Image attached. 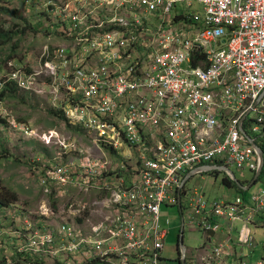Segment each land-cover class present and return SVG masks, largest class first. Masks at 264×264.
I'll return each mask as SVG.
<instances>
[{"label":"built area","instance_id":"obj_1","mask_svg":"<svg viewBox=\"0 0 264 264\" xmlns=\"http://www.w3.org/2000/svg\"><path fill=\"white\" fill-rule=\"evenodd\" d=\"M181 1L191 0L45 4L59 43L45 46L39 68H18L0 78V93L9 84L47 93L63 109L68 125L87 132L99 151L113 148L128 163L118 166V177L103 183L98 178L108 172L106 158L45 169L40 181L47 193L50 186L98 185L114 211L89 229L64 222L55 228L44 223L18 229L13 232L18 253L82 255L109 264H172L162 256L168 219L161 212L179 201L183 209L186 197L183 228L202 231L206 242H214L218 231L226 238L210 249L204 242L200 255H193L198 248L179 253L175 263H250L232 245L253 248L251 227L264 226V189L251 192L249 204L239 195L208 202L203 192L183 182L192 171L191 177L214 171L205 172L203 166L220 167L234 183L233 168L253 176L260 169L255 145L264 158V0H198L205 14L192 37H181L179 30L167 33L171 22L165 16ZM145 21L155 23L147 26L154 28L151 36L143 33ZM173 37L178 43L172 49ZM196 52L206 53V69L192 66ZM48 132L47 142L68 147L65 136ZM263 169L264 163L261 173ZM71 210L81 212L73 205ZM251 264H264V255Z\"/></svg>","mask_w":264,"mask_h":264},{"label":"rangeland","instance_id":"obj_2","mask_svg":"<svg viewBox=\"0 0 264 264\" xmlns=\"http://www.w3.org/2000/svg\"><path fill=\"white\" fill-rule=\"evenodd\" d=\"M48 1L50 0H0V29L12 30L16 33L12 41L0 44V78L6 77L18 68H39L40 55L45 46L50 43H59V37L55 33L56 22L46 10L48 8L45 9ZM200 7L201 5L195 1L190 8L178 2L173 7L172 15L176 13L175 11L191 13L199 10ZM168 19L164 20L169 21ZM199 23L202 24L200 19ZM145 24L148 25L151 22L145 21L143 25ZM169 25L167 33L172 31L175 33L179 30L178 35L181 37L185 35L192 37L195 33L192 26L184 21L169 23ZM193 26L198 30L197 24ZM142 30L143 33L152 35L151 29L142 27ZM176 41L174 37L169 40L170 48H177L175 44L178 42ZM47 96V93L25 92L18 89L15 98L0 100L2 103L0 109V193H15L18 198L8 207H0V232H2L0 262L5 259L6 264H109L105 261L92 262L82 255L77 258L67 256L58 259H42L27 255L28 260L19 261L20 257L26 255L20 256L13 244V232L16 230L25 227L33 230L43 226L44 223L55 228L63 222L89 229L92 224L101 222L114 211L111 204L105 201L109 198L108 195L98 185L94 186V189L92 187L79 188L80 185L77 183L69 184L68 188L61 187L62 189L50 186L47 193L40 181L45 169L55 164L66 165L71 161L106 158L110 161V167L106 176L98 179V182L103 183L105 179L118 177L122 170L118 169V166L121 163H128L127 159L109 151H99L87 132L76 128L75 125L67 124L64 113H60L63 109L58 106L57 102L55 105L51 103ZM54 112L58 113L54 114ZM26 128H29L30 134H26ZM48 131L65 136L68 147L63 149L53 143L46 144L42 137L50 134ZM105 153L106 157L102 155ZM130 165H135V159L129 160ZM231 172L234 173L233 177L236 179L250 180V183L256 175L253 176V172L249 170L239 171L234 168ZM226 176L224 171L218 174H197L187 181L186 187L188 189L197 188L205 193L208 202L223 197L228 198L234 196L235 191L224 183ZM258 188L264 189V173L259 182L257 179L256 183L245 191V198H248L251 192ZM182 202L184 203L181 210L178 205H173L163 206L161 212V218L168 219L166 225L168 234L162 256L172 261V264H177L175 262L178 260V255L182 254L178 237L181 218L184 219L188 214L187 198L184 197ZM71 205L73 208L81 209V212H72ZM83 205H85L84 208H82ZM24 232L28 233V230ZM251 235L254 242L252 249L247 245L239 246L235 242L232 245L237 252L251 258L249 264L264 255V226L256 225L254 229L251 227ZM214 238V242H206L202 231L185 224L182 232V244L186 248L185 255L187 250L192 251L202 247L204 242L208 246L206 248L210 249L212 243L215 245L220 239L226 237L219 234V239Z\"/></svg>","mask_w":264,"mask_h":264},{"label":"trees","instance_id":"obj_3","mask_svg":"<svg viewBox=\"0 0 264 264\" xmlns=\"http://www.w3.org/2000/svg\"><path fill=\"white\" fill-rule=\"evenodd\" d=\"M196 16H195L194 13H187V12L178 11V13H175L172 16L170 22L172 24H174V23H178V22L184 21V22H186L188 24H197L198 27H200V25L198 24V20L200 18H199V16H197V18H196ZM147 26H148L147 24L143 25L144 28L152 29V28H149ZM15 36H16V33H13L12 30L0 29V44H7L9 41H12ZM201 54H202L201 52H196L195 57H193V62H194L195 65H197L199 63V60L205 59L204 54H202V55ZM17 92H18L17 86L15 84H9L7 86V88H5V90L0 93V100L3 101L4 99H12V98H15ZM55 113L56 112H54V114ZM60 113H63V111H61ZM107 149L110 150L112 152V154L118 155V154H116V151L113 148H107ZM219 172L220 171H218V170H214L211 173L218 174ZM263 173H264V169H263L261 175L258 178L259 179L258 182L262 179ZM243 182H244L243 180L240 181L241 184ZM247 182H249V180ZM224 183L228 187H230L231 189H233L235 191V195L234 196L239 195L242 198L244 204H249V200H248L249 197L248 198H245V194H244L245 191L241 187H239L238 185H236V183H234L233 181H231L227 176L224 179ZM234 196L230 197V199H233ZM17 200H18V198H17V196H16L15 193H8V192L7 193L6 192L0 193V207H2V208L8 207L10 204L15 203ZM182 232H183V230H182ZM22 255H26V256L25 257H20L19 261L20 260H28L27 254H20V256H22ZM17 261L18 260H16V262ZM96 261L98 262L97 259L92 260V262H96ZM176 261L178 262V260H176ZM0 264H6L5 259H3L0 262Z\"/></svg>","mask_w":264,"mask_h":264},{"label":"water","instance_id":"obj_4","mask_svg":"<svg viewBox=\"0 0 264 264\" xmlns=\"http://www.w3.org/2000/svg\"><path fill=\"white\" fill-rule=\"evenodd\" d=\"M255 147H256V149H257V151H258V153H259V156H260V158H261V166H260V169H259V171L256 173V175H255V177H254V179L251 181V183L247 186V187H244L235 177H233V179H234V181H235V183H236V185H238L239 187H241L244 191H246L249 187H251L252 185H254L255 183H256V181H257V179H258V177H259V175H260V172H261V169H262V167H263V163H264V158H263V152H262V150L260 149V147H258V145H255ZM201 169L203 170V171H205V172H209V171H212V170H219V171H223V169H220V167H218V166H203V167H201ZM225 171H226V169H225ZM194 173H193V171L189 174V176L184 180V182H183V184H185L186 182H187V179L189 178V177H191L192 175H193ZM233 176H234V174H232ZM182 184V185H183ZM178 206L181 208V202L179 201V204H178ZM183 222H182V220H181V225H180V233H179V239H178V241H179V246H180V248H181V253L183 254L184 253V250H185V248H184V246H183V244H182V230H183ZM181 264H184V260L181 262Z\"/></svg>","mask_w":264,"mask_h":264},{"label":"bare ground","instance_id":"obj_5","mask_svg":"<svg viewBox=\"0 0 264 264\" xmlns=\"http://www.w3.org/2000/svg\"><path fill=\"white\" fill-rule=\"evenodd\" d=\"M194 1H197L198 3H199V1L198 0H191V1H189V2H187V1H181L180 3H183V4H186L187 5V7H191L192 5H193V3H194ZM178 3V2H177ZM200 4V3H199ZM176 5V3L173 5V7ZM201 5V4H200ZM202 6V5H201ZM173 7L171 8V10H170V12L168 13V14H166V16H165V19L167 18H169L168 20L170 21L171 20V18H172V11H173ZM203 7V6H202ZM176 13H178V11H175ZM201 15V14H200ZM200 17V16H199ZM169 21H167V22H169ZM154 26L155 25V23H151L150 24V26ZM193 30H195V28H192ZM215 45V44H214ZM216 46V45H215ZM202 54H204V57H205V59H203V60H199V63L197 64V65H195L194 64V62L192 63V66L193 67H200V68H202V69H206L207 67H208V60H207V57H206V53H204V52H202ZM201 54V55H202ZM25 91V90H24ZM25 92H30V91H25ZM32 92H34V91H32ZM1 103V102H0ZM1 105H2V103H1ZM1 109V108H0ZM25 126V125H24ZM14 127H17L16 125H14ZM26 131H30L29 130V128H26ZM27 134V133H26ZM46 135V134H45ZM47 136V138L45 137V136H43L42 137V140L46 143V144H51V143H53V142H47V139L49 138V134L48 135H46ZM77 146V145H76ZM109 152H111L110 150H108ZM89 153V152H88ZM112 153V152H111ZM79 154V153H78ZM81 156V155H80ZM84 156V155H83ZM99 157V156H98ZM92 158V157H91ZM40 160V159H39ZM60 165H63V164H55L54 166H60ZM53 166V167H54ZM47 166H45V168H46ZM52 168V167H51ZM219 171V170H218ZM99 179V178H98ZM106 194V193H105ZM2 233V232H1ZM19 239H18V237L15 235V234H13V238H12V241H13V244L15 245V242H17ZM37 258V257H36ZM45 258H50V257H42V259H45ZM51 259H58V258H51ZM39 260V259H38ZM98 260V259H97ZM89 261H91V260H89ZM98 261H100V260H98Z\"/></svg>","mask_w":264,"mask_h":264},{"label":"crops","instance_id":"obj_6","mask_svg":"<svg viewBox=\"0 0 264 264\" xmlns=\"http://www.w3.org/2000/svg\"><path fill=\"white\" fill-rule=\"evenodd\" d=\"M195 2H197V1H195ZM197 4H199V3L197 2ZM199 5H200V4H199ZM191 13H194L195 16H196V15H197V16H200V17H199L200 20H202V18L204 17V14H205L204 9H203L202 6L200 7L199 10L193 11V12H191ZM200 14H201V15H200ZM199 25H202V24L199 23ZM200 27H201V26H200ZM194 28H195V30H196V27H195V26H194ZM221 43H222V42H221ZM204 194H205V193H204ZM40 226H41V225H40ZM215 237L219 239V231L215 234ZM202 252H203V251L200 250L199 248L195 250V253H193V251H192L193 255H200V254H202Z\"/></svg>","mask_w":264,"mask_h":264},{"label":"clouds","instance_id":"obj_7","mask_svg":"<svg viewBox=\"0 0 264 264\" xmlns=\"http://www.w3.org/2000/svg\"><path fill=\"white\" fill-rule=\"evenodd\" d=\"M178 239H179V237H178Z\"/></svg>","mask_w":264,"mask_h":264}]
</instances>
